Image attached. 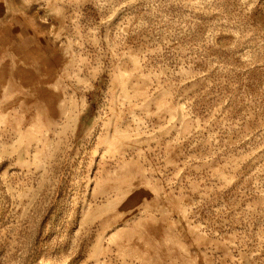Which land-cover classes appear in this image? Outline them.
<instances>
[{"label": "rangeland", "instance_id": "rangeland-1", "mask_svg": "<svg viewBox=\"0 0 264 264\" xmlns=\"http://www.w3.org/2000/svg\"><path fill=\"white\" fill-rule=\"evenodd\" d=\"M0 264H264V0H0Z\"/></svg>", "mask_w": 264, "mask_h": 264}]
</instances>
